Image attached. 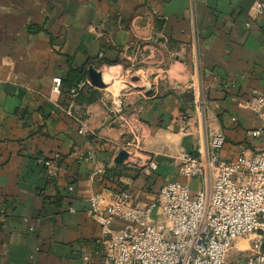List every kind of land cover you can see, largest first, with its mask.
Returning <instances> with one entry per match:
<instances>
[{
  "label": "crops",
  "instance_id": "1",
  "mask_svg": "<svg viewBox=\"0 0 264 264\" xmlns=\"http://www.w3.org/2000/svg\"><path fill=\"white\" fill-rule=\"evenodd\" d=\"M257 1L0 0V264L101 263L91 196L122 184L143 208L170 182L194 195L203 182L181 176L175 157L207 154L213 134L226 138L225 159L264 153ZM126 58L136 78L94 87L104 93L91 104V83L75 100L55 89L90 66L108 84L105 71ZM116 168L123 176L107 179Z\"/></svg>",
  "mask_w": 264,
  "mask_h": 264
},
{
  "label": "built area",
  "instance_id": "2",
  "mask_svg": "<svg viewBox=\"0 0 264 264\" xmlns=\"http://www.w3.org/2000/svg\"><path fill=\"white\" fill-rule=\"evenodd\" d=\"M256 5L255 14L264 15V3ZM54 82L60 92L61 80ZM87 85L89 80L80 83L69 97L75 100ZM255 95L256 107H264V94ZM116 106L121 113L122 101ZM225 144V136L213 134L207 154L181 151L175 157L181 176L202 180L194 195L188 184L170 182L143 208L131 205L124 185L108 196H91L88 214L102 228L104 258L97 264H264V153L243 148L237 159H225ZM101 174L95 170L90 180Z\"/></svg>",
  "mask_w": 264,
  "mask_h": 264
},
{
  "label": "trees",
  "instance_id": "3",
  "mask_svg": "<svg viewBox=\"0 0 264 264\" xmlns=\"http://www.w3.org/2000/svg\"><path fill=\"white\" fill-rule=\"evenodd\" d=\"M88 80V74L86 71H79V70H74L72 69L70 71V74L67 78V80L62 82V87H63V94L65 97L69 94L70 90L76 88L80 83L87 81ZM88 87V86H86ZM88 92H86V96H88L87 101L88 103H93L98 100L100 97L99 90L95 89L92 86H89ZM81 92L79 93V96H81ZM78 96V97H79ZM124 170L121 169H113V170H108L107 172V179L111 178H117L119 176H123ZM122 184H119L121 186Z\"/></svg>",
  "mask_w": 264,
  "mask_h": 264
},
{
  "label": "rangeland",
  "instance_id": "4",
  "mask_svg": "<svg viewBox=\"0 0 264 264\" xmlns=\"http://www.w3.org/2000/svg\"><path fill=\"white\" fill-rule=\"evenodd\" d=\"M125 63L123 62L122 69L106 70V78L108 79V84L106 88L115 86L116 88H121L126 85L127 82L133 81L136 77H133L138 70V65L131 61V59L126 58ZM110 68V66H107ZM104 90L99 91V94H103ZM123 112V111H122ZM241 245L238 243L237 247Z\"/></svg>",
  "mask_w": 264,
  "mask_h": 264
},
{
  "label": "water",
  "instance_id": "5",
  "mask_svg": "<svg viewBox=\"0 0 264 264\" xmlns=\"http://www.w3.org/2000/svg\"><path fill=\"white\" fill-rule=\"evenodd\" d=\"M87 73H88L90 83L93 87L98 88V89L106 88V83L104 82V77H103L102 71L95 69L93 66H90L88 68ZM146 91L150 94L152 92V89L150 87H147ZM128 155L129 154L125 151L121 152L117 156L116 162L122 163L125 159L128 158Z\"/></svg>",
  "mask_w": 264,
  "mask_h": 264
},
{
  "label": "bare ground",
  "instance_id": "6",
  "mask_svg": "<svg viewBox=\"0 0 264 264\" xmlns=\"http://www.w3.org/2000/svg\"><path fill=\"white\" fill-rule=\"evenodd\" d=\"M104 82H106V81H104ZM107 82H109L108 79H107Z\"/></svg>",
  "mask_w": 264,
  "mask_h": 264
}]
</instances>
